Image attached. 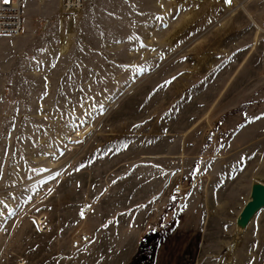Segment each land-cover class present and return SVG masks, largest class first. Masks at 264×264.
Segmentation results:
<instances>
[{
	"label": "rangeland",
	"instance_id": "rangeland-1",
	"mask_svg": "<svg viewBox=\"0 0 264 264\" xmlns=\"http://www.w3.org/2000/svg\"><path fill=\"white\" fill-rule=\"evenodd\" d=\"M23 13L0 36V264H264V209L235 232L264 184V0Z\"/></svg>",
	"mask_w": 264,
	"mask_h": 264
},
{
	"label": "built area",
	"instance_id": "built-area-1",
	"mask_svg": "<svg viewBox=\"0 0 264 264\" xmlns=\"http://www.w3.org/2000/svg\"><path fill=\"white\" fill-rule=\"evenodd\" d=\"M23 2L24 0H0V36H18L23 29ZM62 6L69 13L79 11L83 0H62ZM175 197L183 196L181 183L172 186Z\"/></svg>",
	"mask_w": 264,
	"mask_h": 264
},
{
	"label": "water",
	"instance_id": "water-1",
	"mask_svg": "<svg viewBox=\"0 0 264 264\" xmlns=\"http://www.w3.org/2000/svg\"><path fill=\"white\" fill-rule=\"evenodd\" d=\"M264 209V184L253 181L247 201L242 206L235 219V232L240 235L244 232L252 218Z\"/></svg>",
	"mask_w": 264,
	"mask_h": 264
},
{
	"label": "snow or ice",
	"instance_id": "snow-or-ice-1",
	"mask_svg": "<svg viewBox=\"0 0 264 264\" xmlns=\"http://www.w3.org/2000/svg\"><path fill=\"white\" fill-rule=\"evenodd\" d=\"M226 2H230V0H226ZM82 215H83V213H82Z\"/></svg>",
	"mask_w": 264,
	"mask_h": 264
},
{
	"label": "bare ground",
	"instance_id": "bare-ground-1",
	"mask_svg": "<svg viewBox=\"0 0 264 264\" xmlns=\"http://www.w3.org/2000/svg\"><path fill=\"white\" fill-rule=\"evenodd\" d=\"M240 6V5H239ZM241 9H243V8H241ZM249 17V16H248Z\"/></svg>",
	"mask_w": 264,
	"mask_h": 264
}]
</instances>
